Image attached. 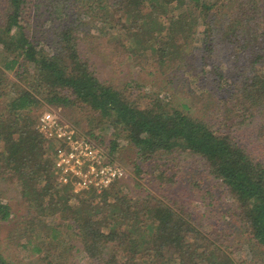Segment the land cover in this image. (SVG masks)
I'll list each match as a JSON object with an SVG mask.
<instances>
[{
    "label": "trees",
    "instance_id": "1",
    "mask_svg": "<svg viewBox=\"0 0 264 264\" xmlns=\"http://www.w3.org/2000/svg\"><path fill=\"white\" fill-rule=\"evenodd\" d=\"M55 1L66 6L64 13L56 12L58 28L43 48L31 38L28 18L21 20L30 1L4 0L0 178L16 176L27 204L6 246L38 254V264H65L74 251L64 247L66 238L75 239L98 264H238L246 248L264 258V163L234 137L248 118L264 114V70L257 68L264 62V0H86L81 9L80 0ZM80 32H86L85 39ZM89 41L110 65L130 59L143 69L147 63L150 75L195 79L197 73L188 68L195 58L205 57L206 76L223 96L216 129L171 106L166 96L152 92L133 98L143 88L135 80L120 87L102 83L80 51V43ZM10 72L15 81H9ZM44 105L85 115L99 127L80 132L87 138L106 131L109 155L124 138L135 151L138 175L148 167L167 182L169 169L193 164L201 180L214 182L226 194L225 217L247 241L234 243L236 232L229 223L197 220L178 199L147 194L133 203L117 183L100 193H75L71 185L59 184L49 154L53 145L38 132L32 113ZM81 118H74L77 129ZM257 135L264 138V115ZM78 196L79 207L72 204ZM10 216L9 206L0 201V229ZM228 244L241 250L231 253ZM0 264H12L1 249Z\"/></svg>",
    "mask_w": 264,
    "mask_h": 264
},
{
    "label": "rangeland",
    "instance_id": "2",
    "mask_svg": "<svg viewBox=\"0 0 264 264\" xmlns=\"http://www.w3.org/2000/svg\"><path fill=\"white\" fill-rule=\"evenodd\" d=\"M29 1L28 11L26 14L22 15L21 20L24 22L28 18V28L31 38L34 37V40L39 41L41 46L45 48L49 44L47 36H50L51 33L58 28L59 13L56 12L60 11L64 13L66 4L63 1L55 0ZM85 4L86 0H80V9L81 6ZM6 6L7 2H5L4 5V0H0V23L3 20L5 21ZM72 7H74V5H72ZM175 18H177V16H175ZM163 20H167V18L164 16ZM79 34L80 37L85 39L86 32H80ZM99 38L103 39V37ZM100 39L99 42L101 41ZM90 43H92V41L80 43V51L83 57L88 59L94 66L98 79L102 83L120 87L131 80H135L142 84L143 88L141 92H135L133 98H137L138 95L144 96L155 92L159 94L160 97L166 96V102L168 104L175 108H179L183 113L192 118L204 121L213 129H216L218 126V100L223 96L215 91L213 87V78L206 76V74L209 73V68L207 67L208 63L205 57L195 58L188 68L192 73H197L198 78H172L169 77L168 73L161 74L154 72V74L150 75L149 71L153 69L147 66V63L143 64V69H140L141 63L137 61L134 62L130 59L124 60L119 65H110L111 60L104 54L99 53ZM108 45L109 44L106 46ZM194 51L199 55L200 52L197 50ZM223 60L225 61V67H227L228 61L225 56ZM257 68L264 70V62ZM7 75L10 82L15 81L13 73L10 72L7 73ZM183 105H185V107H183ZM47 111L56 112L61 119L72 126L74 125L73 121H77L74 118H81L83 115H80L79 111H74V109L69 107L55 105H44L41 108H37L32 113L38 118L40 114ZM263 115L264 114L260 113L248 118L241 128L235 130L234 137L256 160L264 163V138L257 135V128L262 122ZM84 117L81 118L78 129L74 126L76 128L75 130L79 133H85L89 129H99L94 122H88ZM97 134L99 136L96 139H91V141L96 145L108 149V142L110 140L109 135L106 131H99ZM48 151L50 150L47 148L46 152ZM134 152L131 145L127 144L123 138L114 153L110 155L111 159L125 171V177L121 181L116 182L117 187L120 192L125 194L128 198H132L133 203L138 202L141 200V197L147 194L156 196L157 198L178 199L191 210L194 217H197V220L202 222L219 221L223 224L229 223L228 225L236 232L234 243L238 240L247 241L240 237L235 224L231 222L228 217H225V213L228 212L227 207L230 205L228 202L230 200H226V194L221 192V188L215 185L214 182L207 179L205 180V178L201 180L200 176L196 175V173H199V169L197 170L193 164L189 163V166L186 164L175 170L169 169L165 177L168 181L163 182L162 179H157L155 176L157 173L153 172L152 169L148 167L142 169V174H137L134 167ZM49 154L51 155L52 151ZM172 177V184H170L169 180ZM20 188L21 184L16 176L13 175L0 178V201L7 204L11 211L8 223L3 224L0 229V249L3 251V255L12 264H38V254H32L27 250L13 252L12 249L6 246L7 234L11 229L17 226L19 219L27 214V204L21 197ZM80 196H82V194H80ZM80 196L74 197L72 201L74 206H81L79 202L81 199ZM64 247L67 249L69 247L74 248V251L72 249L71 252H69L71 254L69 259L67 258L68 260L65 264H98L84 254L75 239L71 240L66 238ZM227 250L231 253H238L241 249L238 244H228ZM245 250L247 255L239 259L238 264H264V258L251 252L248 248Z\"/></svg>",
    "mask_w": 264,
    "mask_h": 264
},
{
    "label": "built area",
    "instance_id": "3",
    "mask_svg": "<svg viewBox=\"0 0 264 264\" xmlns=\"http://www.w3.org/2000/svg\"><path fill=\"white\" fill-rule=\"evenodd\" d=\"M37 130L53 145L51 158L57 182L71 185L73 192L100 193L125 177L124 169L111 159L106 148L81 135L56 112L40 114Z\"/></svg>",
    "mask_w": 264,
    "mask_h": 264
}]
</instances>
